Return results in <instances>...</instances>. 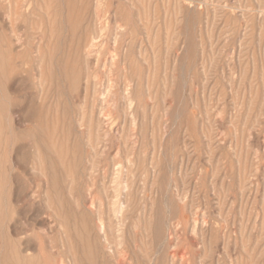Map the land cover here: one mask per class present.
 I'll return each mask as SVG.
<instances>
[{
	"label": "rangeland",
	"instance_id": "374dc122",
	"mask_svg": "<svg viewBox=\"0 0 264 264\" xmlns=\"http://www.w3.org/2000/svg\"><path fill=\"white\" fill-rule=\"evenodd\" d=\"M54 1L0 0V264H264V0Z\"/></svg>",
	"mask_w": 264,
	"mask_h": 264
},
{
	"label": "bare ground",
	"instance_id": "6f19581e",
	"mask_svg": "<svg viewBox=\"0 0 264 264\" xmlns=\"http://www.w3.org/2000/svg\"><path fill=\"white\" fill-rule=\"evenodd\" d=\"M2 1H3V0H2ZM53 1H54V0H52V2H53ZM56 1H57V0H56ZM79 1H80V0H79ZM91 1L93 2V0H91ZM29 2H30V1H29ZM54 2H55V1H54ZM76 2H77V1H76ZM61 3H62V1H61ZM94 3H95V2H93V4H94ZM23 4H24V3H23ZM28 4H29V3H28ZM33 4H34V3H33ZM25 5H26V4H25ZM29 6H30V4H29ZM62 6H63V5H62ZM77 6H78V5H77ZM93 6H96V5L94 4ZM26 7H27V6H26ZM34 7H35V6H34ZM2 8H3V7H2ZM52 8H53V5H52ZM21 9H22V7H21ZM30 9H31V8H30ZM64 9H65V8H64ZM80 9H82V8H80ZM24 10H25V9H24ZM2 11H3V10H2ZM21 11H22V10H21ZM52 11H54V10L52 9ZM56 11H57V10H56ZM19 12H20V11H19ZM30 12H31V11H30ZM63 12H65V11L63 10ZM32 13H34V12H32ZM88 13H89V12H88ZM56 15H57V14H56ZM62 15H63V13H62ZM19 16H20V15H19ZM54 16H55V15H54ZM20 17H21V16H20ZM79 17H80V16H79ZM54 20H55V19H54ZM0 21H1V20H0ZM82 22H83V21H82ZM82 22H81V23H82ZM65 23H66V22H65ZM65 23H64V24H65ZM59 24H60V23H59ZM70 24H71V23H70ZM70 24H69V25H70ZM1 25H2V24H1ZM1 25H0V26H1ZM65 25H66V24H65ZM57 26H58V25H57ZM57 26H56V28H57ZM47 27H48V26H47ZM65 27H66V26H65ZM3 28H4V27H3ZM58 28H59V27H58ZM78 28H79V27H78ZM6 29H7V28H6ZM9 29H10V28H9ZM54 29H55V28H54ZM47 30H48V29H47ZM57 30H58V29H57ZM57 30H56V31H57ZM65 30H66V29H65ZM65 30H63V31H65ZM68 30H69V29H68ZM76 30H77V29H76ZM10 31H11V30H10ZM44 31H45V30H44ZM61 31H62V29H61ZM0 32H1V31H0ZM5 32H6V31H5ZM5 32H3V33H5ZM242 32H243V31H242ZM43 33H44V32H43ZM44 35H45V34H44ZM60 36H61V35H60ZM60 36H59V37H60ZM69 36H70V34H69ZM80 36H81V35H80ZM59 37H58V38H59ZM72 37H73V36H72ZM78 37H79V36H77V38H78ZM81 37H82V36H81ZM43 38H44V37H43ZM74 38H75V37H73V39H74ZM91 38H92V37H91ZM45 39H46V38H45ZM52 39H53V38H52ZM77 40H78V39H77ZM90 40H91V39H90ZM93 40H94V39H93ZM91 41H92V40H91ZM91 41H90V42H91ZM43 42H44V41H43ZM43 42H42V43H43ZM73 42H74V41H73ZM87 42H88V41H87ZM90 42H89V43H90ZM0 43H1V42H0ZM89 43H87V44H89ZM37 44H38V43H37ZM63 44H64V43H63ZM75 44H76V43H75ZM91 44H93V43H91ZM0 45H1V44H0ZM3 45H4V44H3ZM42 45H43V44H42ZM42 45H41V46H42ZM55 46H56V44H55ZM60 46H61V45H60ZM62 46H63V45H62ZM62 46H61V47H62ZM87 46H88V45H87ZM87 46H86V47H87ZM56 47H57V46H56ZM78 47H79V46H78ZM80 47H81V46H80ZM88 47H89V46H88ZM90 47H91V46H90ZM71 49H72V48H71ZM78 49H79V48H78ZM4 50H5V49H4ZM2 51H3V50H2ZM60 52H61V51H60ZM60 52H59V53H60ZM72 52H73V50H72ZM5 53H6V52H5ZM7 53H8V52H7ZM9 53H10V52H9ZM53 53H54V52H53ZM84 53H85V52H84ZM72 54H73V53H72ZM72 54H71V55H72ZM71 55H70V56H71ZM0 56H1V55H0ZM4 56H5V54H4ZM53 56H54V55H53ZM53 56H52V57H53ZM67 56H68V53H67ZM70 56H69V57H70ZM0 58H1V57H0ZM2 58H3V56H2ZM2 58H1V59H2ZM6 59H7V58H6ZM64 59H65V58H64ZM64 59H63V60H64ZM75 59H76V58H75ZM63 60H62V61H63ZM4 61H6V60H3V62H4ZM74 61H75V60H74ZM1 62H2V61H1ZM54 62H55V61H54ZM59 63H60V62H59ZM61 63H62V62H61ZM73 63H75V62H73ZM4 64H6V63H3V65H4ZM59 66L62 67L61 64H59ZM0 67H1V66H0ZM4 67H5V66H4ZM62 68H63V67H62ZM62 68H61V69H62ZM67 68H68V67H67ZM69 68H70V67H69ZM5 69H6V68H5ZM5 69H4V70H5ZM75 70H76V69H75ZM75 70H71V69H70V71H74V72H76ZM80 70H81V69H80ZM70 71H69V73H71ZM62 72H63V71H62ZM66 72H67V70H66ZM74 74H75V73H74ZM71 75H72V74H71ZM80 75H81V74H80ZM0 76H1V75H0ZM6 76H7V75H6ZM6 76H2V77H5V78H6ZM72 76H73V75H72ZM2 77H1V78H2ZM64 78H66V77H64ZM67 78H68V77H67ZM3 79H4V78H3ZM73 79H74V78H73ZM76 79H77V78H76ZM78 79H80V78H78ZM5 80H6V79H5ZM3 81H4V80H3ZM77 82H78V81H77ZM40 119H42V118H40ZM39 122H40V121H39ZM37 124H38V123H37ZM39 124H40V123H39ZM42 125H43V127H44V122H43ZM38 126H39V125H38ZM36 129H37V128H36ZM43 130H44V129H43ZM37 131H39V130H37ZM35 132H36V131H35ZM35 132H33V133H35ZM49 132H50V131H49ZM50 133H51V132H50ZM36 134H38V133H36ZM36 134H33V135L36 136ZM33 135H32V137H33ZM50 135H51V134H50ZM54 136H55V135H54ZM36 137H38V136H36ZM43 137H44V136H43ZM34 138H35V137H34ZM37 139H38V138H36V140H37ZM64 139H65V138H64ZM58 140H59V139H58ZM58 140H57V141H58ZM65 140H66V139H65ZM38 141H39V140H38ZM59 141L61 142V139H60ZM59 141H58V142H59ZM62 142H63V141H62ZM64 142H65V141H64ZM37 143H38V142H37ZM37 143H36V144H37ZM56 144H57V142H56ZM56 144H55V145H56ZM59 144H60V143H59ZM69 144H70V143H69ZM40 145H41V144H40ZM57 146H58V144H57ZM61 146H62V144H61ZM69 146H70V145H69ZM41 147L43 148L42 145H41ZM56 148H57V147H55V150L58 149V148H57V149H56ZM43 149H44V148H43ZM44 150H45V149H44ZM64 154H65V153H64ZM47 155H48V154H47ZM45 156H46V155H45ZM73 156H74V153H73ZM51 157H52V156H51ZM67 158H68V157H66L65 159H67ZM49 159H50V157H49ZM43 160H44V158H43ZM62 160H63V158H62ZM52 161H53V160H52ZM54 161H55V159H54ZM54 161H53V162H54ZM74 161H75V160H74ZM55 163H56V161H55ZM55 163H53V164H54V168H56ZM57 164H58V163H57ZM64 164H66V163L64 162ZM43 165H44V164H43ZM50 166H51V165H50ZM64 166H65V165H64ZM44 167H45V166H44ZM42 168H43V167H42ZM19 169H20V168H19ZM47 170H48V169H47ZM55 170H56V169H55ZM55 170H54V172H55ZM48 171H50V170H48ZM56 171H57V170H56ZM46 173H47V172H46ZM49 173H50V172H49ZM49 173H48V174H49ZM117 175H118V173H117ZM117 175H116V176H117ZM49 176H50V175H49ZM0 177H1V176H0ZM47 180H48V179H47ZM54 181H55V180H54ZM123 182H124V181H123ZM123 182H122V183H123ZM56 183H57V179H56ZM117 184H118V183H117ZM68 185H69V184H68ZM118 187H119V184H118ZM49 189H50V188H49ZM50 190H51V189H50ZM118 190H119V189H118ZM118 190H116V191L118 192ZM48 191H49V190H48ZM52 193H53V191H52ZM52 193H51V194H52ZM54 195H55V194H54ZM164 202H165V201H164ZM91 203H92V202H90L89 204H91ZM116 203H117V202H116ZM116 203H115V204H116ZM92 204H93V203H92ZM90 206H91V205H90ZM91 207H92V206H91ZM111 208L114 209V206L111 207ZM119 208H120V207H119ZM115 212H116V210H115ZM94 214H95V213H94ZM96 214H97V212H96ZM96 214H95V215H96ZM116 214H117V213H116ZM81 215H82V214H81ZM90 217H92V216L90 215ZM72 218H73V216H72ZM84 218H85V215H84ZM94 218H96V217H94ZM97 218H98V217H97ZM9 219H10V218H9ZM91 219H92V218H91ZM85 220H86V218H85ZM71 221H73V220H71ZM89 221H90V218H89ZM98 221H99V220H97V222H98ZM99 222H100V221H99ZM109 222H110V221H109ZM67 223H68V222H67ZM72 223H73V222H72ZM72 223H71V225L74 226L75 224H72ZM88 223H90V222H88ZM81 224H84V223H81ZM90 224H91V223H90ZM90 224H88V225H90ZM94 224H95V223H94ZM94 224H93V225H94ZM100 224H102V223H100ZM100 224H99V225H100ZM75 226H76V225H75ZM75 226H74V227H75ZM84 226H85V225H84ZM66 227H67V226H66ZM88 227H89V226H87V228H88ZM80 228H81V227H80ZM89 228H92V227H89ZM99 228H100V227H99ZM66 229H67V228H66ZM70 229H71V228H70ZM76 229L78 230L79 228L76 227ZM79 230H81V229H79ZM83 230H84V229H83ZM87 230H89V229H87ZM90 230H91V229H90ZM98 231H99V230H98ZM71 232H73V231H70V234H71ZM77 232H78V231H77ZM92 232H93V231H92ZM95 232H97V231H95ZM65 233H66V232H65ZM93 233H94V232H93ZM100 233H101V232H100ZM104 234H105V233H104ZM166 234H167V233H166ZM0 235H1V234H0ZM74 235H76V234H74ZM88 235H89V234H88ZM71 236H72V235H71ZM91 236H92V235H91ZM102 236H103V235H102ZM106 236H107V234H106ZM168 236H169V235H168ZM73 237H74V236H73ZM82 237H85V235H84V236L82 235ZM86 237H87V235H86ZM75 239H76V238H75ZM89 239H90V238H89ZM91 239H92V238H91ZM91 239H90V241H91ZM19 240H20V239H19ZM71 240H72V239H71ZM71 240H69V241L72 242ZM73 240H74V238H73ZM97 240H98V239H97ZM105 240H106V239H105ZM20 241H21V240H20ZM76 241L78 242L77 239H76ZM78 243H79V242H78ZM78 243H76V244L78 245ZM15 244H16V243H15ZM19 244H20V243H19ZM74 244H75V243H74ZM91 244H92V243H91ZM94 244H96V243H94ZM16 245H17V244H16ZM64 245H65V244H64ZM17 247H18V246H17ZM70 247H71V246H70ZM81 248H82V247H81ZM84 248H85V247H84ZM87 248H88V247H87ZM91 248H93V245H92ZM96 248H97V246H96ZM17 249H18V248H17ZM17 249L14 248V250H15V253H14V254H15V255H14V254H13V255L16 256V257H18V258H19V257L21 258V256H17V254H16V252H17L16 250H17ZM19 249H20V248H19ZM71 249H72V247H71ZM75 249H76V248H75ZM82 249H83V248H82ZM14 250H13V251H14ZM24 250L26 251V249H24ZM93 250H94V249H93ZM98 250H99V249H98ZM161 250H162V249H161ZM163 250H164V249H163ZM18 251H19V250H18ZM68 251H69V250H68ZM22 252H23V251H22ZM77 252H79V251H77ZM97 252H98V251H97ZM17 253H20V252H17ZM23 253H24V252H23ZM69 253H70V252H69ZM79 253H80V252H79ZM26 254H27V253H25V255H26ZM25 255H24V257L21 258V259H23V260L27 259V258L25 257ZM87 255H88V254H87ZM92 255H93V254H92ZM70 256H71V255H70ZM33 257H34V256H33ZM81 257H82V256H81ZM11 258H12V257H11ZM24 258H25V259H24ZM35 258H36V257H35ZM70 258H71V257H70ZM29 259H31V257H30ZM29 259H28V260H29ZM32 259H33V258H32ZM87 259H89V257H88ZM5 260H6V259H5ZM10 260H12V259H10ZM23 260H22V263L24 262ZM83 260H84V259H83ZM2 261H3V260H1V263H2ZM8 261H9V260H8ZM8 261H7V262L5 261V262L8 263ZM33 261H36V260L33 259ZM33 261H32V262H33ZM16 262H19V261H16ZM78 262H79V261H78ZM84 262H85V260H84ZM6 263H2V264H6ZM30 263H31V262H30ZM30 263H28V264H30ZM36 263H37V262H36ZM79 263H80V262H79ZM82 263H83V261H82ZM82 263H80V264H82ZM13 264H15V263H13ZM23 264H26V262L23 263ZM34 264H35V263H34ZM83 264H84V263H83Z\"/></svg>",
	"mask_w": 264,
	"mask_h": 264
}]
</instances>
